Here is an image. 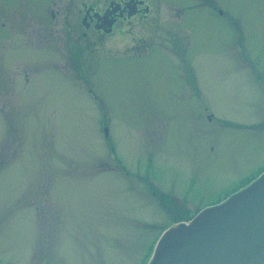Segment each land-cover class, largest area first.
Listing matches in <instances>:
<instances>
[{
  "label": "rangeland",
  "instance_id": "rangeland-1",
  "mask_svg": "<svg viewBox=\"0 0 264 264\" xmlns=\"http://www.w3.org/2000/svg\"><path fill=\"white\" fill-rule=\"evenodd\" d=\"M71 1L0 0V264H148L169 212L264 164V0H151L82 56Z\"/></svg>",
  "mask_w": 264,
  "mask_h": 264
},
{
  "label": "water",
  "instance_id": "water-1",
  "mask_svg": "<svg viewBox=\"0 0 264 264\" xmlns=\"http://www.w3.org/2000/svg\"><path fill=\"white\" fill-rule=\"evenodd\" d=\"M149 264H264V173L224 203L167 229Z\"/></svg>",
  "mask_w": 264,
  "mask_h": 264
},
{
  "label": "flooded vegetation",
  "instance_id": "flooded-vegetation-1",
  "mask_svg": "<svg viewBox=\"0 0 264 264\" xmlns=\"http://www.w3.org/2000/svg\"><path fill=\"white\" fill-rule=\"evenodd\" d=\"M69 5V4H68ZM61 5L58 9L51 11V19L56 23L58 19H64L66 22H70V36L68 42L74 41L73 51L76 56H82L84 52L96 55L98 53V47L105 46L102 42H106V39H116V36L121 37H134L138 34L139 30H143L141 26L143 22H146L151 16L153 7L151 0H92V1H71L70 6ZM180 11L176 15V19H179ZM78 24L77 27H72V24ZM150 25V24H149ZM185 30V29H184ZM177 31V30H176ZM191 38V34H190ZM117 40V39H116ZM183 37H176L174 43L177 45V54L181 56V62L177 60L183 70L190 67V60L185 58V53L189 52V46L183 41ZM102 43V44H101ZM103 50V49H102ZM164 53L157 49L147 48L143 50L139 56L133 59H140L143 57L154 55L158 57ZM173 56V55H172ZM189 84H193V90L195 95L199 98L201 93L198 91V83L194 80ZM255 171L247 174L245 181H248ZM160 201V200H159ZM193 208V209H192ZM198 211L194 207H190L186 212L171 211L168 216L174 219V221L186 220L193 216ZM172 220V222H174Z\"/></svg>",
  "mask_w": 264,
  "mask_h": 264
}]
</instances>
